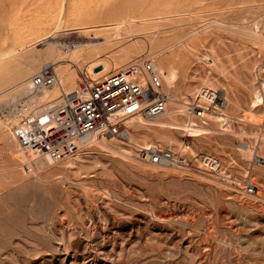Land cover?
Returning <instances> with one entry per match:
<instances>
[{
    "label": "rangeland",
    "instance_id": "rangeland-1",
    "mask_svg": "<svg viewBox=\"0 0 264 264\" xmlns=\"http://www.w3.org/2000/svg\"><path fill=\"white\" fill-rule=\"evenodd\" d=\"M37 1L0 0V54L12 51L21 38L26 41L19 54L0 59V93L52 64V48L66 54L46 40L33 41L37 34L26 30L48 10L69 11L72 0ZM79 1L78 7H99L100 20H111L137 0ZM145 3V11L154 4L182 15L173 17L176 25L167 19L151 20L148 28L135 23L142 30L138 35L122 29L121 40L100 43L96 50L109 54L98 59L110 67L106 74L140 56L158 63L161 56L172 55L178 72L176 92L193 101L207 78L230 98L223 108L230 127H220L214 117L218 113H211L209 132L198 137L185 130L174 132L191 148L153 139L185 154L186 166L148 162L139 157V147L127 144L132 154L124 156L94 141L79 152L78 168L63 169L75 155L59 162L50 158L53 167L42 168L36 154L20 152L7 125L19 93L29 92L13 87L0 95V264H264V102L254 113L248 109L255 90L261 89L264 99V0ZM56 38L55 44L82 39L70 31ZM135 43L140 44L130 57H123ZM87 58L76 69L79 83L106 75L95 73ZM128 119L129 131L135 132ZM116 138L112 141L120 143ZM201 153L219 156L228 180L198 167ZM249 179L259 186L258 193L243 189Z\"/></svg>",
    "mask_w": 264,
    "mask_h": 264
},
{
    "label": "built area",
    "instance_id": "built-area-1",
    "mask_svg": "<svg viewBox=\"0 0 264 264\" xmlns=\"http://www.w3.org/2000/svg\"><path fill=\"white\" fill-rule=\"evenodd\" d=\"M59 81L56 70L50 65L43 66L32 77V83L38 89L51 87ZM62 97L60 102L39 112L26 111L23 99L16 103L17 121L11 123V129L22 153L28 155L33 152L38 156L49 155L63 160L82 152L98 138L126 139L130 130L129 117L139 114L159 117L166 110L168 101L162 73L150 57L135 59L97 79H85ZM189 105L194 114L204 120L208 119V112L223 110L227 106V98L222 90L204 86ZM138 151L151 163L188 165L185 154L162 145L139 147ZM197 161L205 172L228 180L222 172L219 156L201 153ZM23 165L29 169L27 162ZM243 189L253 194L260 188L249 179Z\"/></svg>",
    "mask_w": 264,
    "mask_h": 264
},
{
    "label": "bare ground",
    "instance_id": "bare-ground-1",
    "mask_svg": "<svg viewBox=\"0 0 264 264\" xmlns=\"http://www.w3.org/2000/svg\"><path fill=\"white\" fill-rule=\"evenodd\" d=\"M32 1L38 3L37 0H32ZM81 2L82 1H79V0H72V4H71V5H73L72 7L69 3V5L71 7V8H69L70 10L67 12H65V11L64 12L61 11L59 13L55 12L56 13L55 17L52 16V13L53 14H55V13L54 12L50 13V10H48L46 12L45 17L40 16L37 19V22H35L36 26H34V27L29 26V28L26 30L29 32L28 35H31V32H32V34L33 33L37 34L36 37L33 38V41L39 42V41L46 40L45 43H47L49 45H56L58 48L60 46V48H62V50L66 53V54H64L62 52H58L56 49L52 48V51L50 50L51 54L53 55V60L51 62L52 64H45V65H50V66H53V64L56 65V67L59 70L57 74L59 76L60 81L58 83L52 85L51 87H45L42 89L35 88L33 83H32V77L34 75L33 74L30 77V79H23L22 81H19L16 85L9 88L10 90H12V89H14L13 87L23 86V88L25 90L29 91V92H27V94H22L23 92L19 93V94H21V98H19V100L23 99L25 101L24 106L26 108V111L39 112V111L47 108L48 106H50L54 103L60 102L63 99V97H62L63 94L69 93V92L73 91L75 88H77L80 84L77 81V77L80 78V76L78 75L76 69H80L78 67L81 64V60L85 58V61H86V58L88 56H91L94 59L95 58L97 59L96 61L90 60L91 62H89L88 58H87L88 62H86L87 64L92 65V69L94 70V72L98 73V74L103 73V75H104V73L106 74V72L108 70H110V67L108 65L104 64L103 62L98 61V59H100L104 56L109 57V54H107V53L101 54L100 53L101 50L99 52L98 50H96V48L99 45H102L100 43H103V45L104 44L109 45L116 39L121 40V38H122L121 33L122 32H120V31H122V29L127 30L128 33L130 32V35H138L139 32H141L142 30L140 31V29H137L138 27H137V25H135V23L140 22L141 24H147V25H145V27H147V26L150 27L149 23L151 20L155 21L156 19L157 20L158 19H167V20L171 21L170 25H171V23L176 25L175 23H178V22L175 21L173 19V17L182 15L181 14L182 12L177 10V9L173 10V9L167 8V7H166V9H164V8L160 9V8H157V6L154 4L151 5L149 10L145 11L144 10L145 5H146L145 0H137V1H134V3L130 0L129 2H130V4L132 2V4L131 5L127 4V6L124 5L122 10L118 14V17H116L115 19H111V20H108L105 18L100 20L99 14L101 12V9L99 7L94 6L92 8H90V7L85 8V9L80 8L77 5H80ZM46 8L50 9L49 5H47ZM60 10H62V9H60ZM0 17H1V19L4 18L3 15L1 14V12H0ZM141 24H140V26H141ZM134 25L137 28H135ZM141 28H143V26H141ZM98 29L106 30V32H102V31L98 32L97 31ZM64 31H70V32L78 33V36L82 37V39L78 40V42L68 41L64 44H62V43L61 44L60 43L55 44V41L58 40L56 38V34H60L61 32H64ZM148 31L150 32V29ZM191 31H193V30H191ZM35 32H37V33H35ZM127 32H125V33L128 34ZM194 34H195V32H194ZM123 38H125V37L123 36ZM99 39H102V41L98 42ZM70 43L73 45L69 46ZM139 44L135 43L132 45V47L126 48L123 51L122 56L123 57H130L131 50L135 49L134 47L139 46ZM25 47H26V41H25V39L21 38V42L19 41L16 44H14V49L13 50L11 49L12 51L4 53V54L1 53L3 55L0 54V59H2L4 56H8L11 54L15 55L19 49H23ZM18 54H19V52H18ZM18 54H17V56H18ZM85 55H88V56L84 57ZM171 56H169V57L161 56L158 63L155 62L157 67L161 71L162 77L165 81L164 90L168 93L167 107H166V110L164 111V113L161 115V116H163V118L155 120V121H149L148 119H146L145 116H143L141 114H139L137 116L129 117L128 121L134 123V125L136 126L135 132L129 131V135L127 137V140H122L120 138L118 139L116 137H101V138L96 139L95 141H97L102 147L110 148L113 151L119 152L124 156H129L130 154H132V150L129 147L124 146V144L133 145V146H137V147L150 148L151 146L156 144V143H153L154 138H163L165 140H169L172 142H178L180 145V148L184 147V146L186 148H189L190 146L183 143L180 139H178L175 136L174 132L176 130L177 131L178 130L179 131L185 130L187 132V135H191L194 137H198V136L210 131V127L208 126L209 124L207 123V119H204V120L199 119L194 114L193 110H191V107L189 105L190 101H188L187 99H184L185 97L183 95H182L183 96L182 97L180 94H178L176 92L177 91L176 86H177V80H178V72L176 69L175 60ZM140 58H145V57L140 56V57L134 58L133 60L140 59ZM211 59L209 58V60H211ZM133 60H130L129 62H131ZM129 62H127V63H129ZM127 63H125L124 65H126ZM215 63H216V61L213 60V62L211 61L210 64L213 65ZM45 65H43V66H45ZM124 65H122V66H124ZM122 66H120V67H122ZM215 66H217V65H215ZM100 67H101V69H98ZM120 67H118V68H120ZM70 68L73 71H71ZM118 68H115L114 70H117ZM54 69H55V67H54ZM74 69H75V71H74ZM114 70H112V71H114ZM220 70H223V69H220ZM37 72H39V70ZM92 79H97V77H95V78L92 77ZM203 83L206 87H209V88L214 87L212 85V83L208 82L207 78ZM263 84H264V82H263ZM202 87H204V86H202ZM9 89L7 88V90H9ZM24 89H23V91H24ZM260 90L259 89L255 90L256 93H255V95L253 94L254 99L253 100L251 99L252 102L249 105L250 108H248V109H250L249 111H251L253 113H254L253 110L258 108L260 106V104L264 102L263 95H262L263 93H261ZM5 91L1 92L0 95H4V94L9 92V91L5 92ZM224 94L226 95L227 104L229 105L228 102H230V101H228V100L230 98H228V94L226 92H224ZM196 95H197V93H196ZM196 95H195V97H196ZM19 100H17L16 103H18ZM32 100L36 104L35 103L33 104ZM36 101L39 102L40 104L37 103ZM235 101H236V98H235ZM232 102H234V101H232ZM16 103L13 104V107L10 109V111L6 117V120L8 121V122L6 121L7 125H9V130L11 132V135L14 138H15V136L13 135V132L11 129V123L13 124L17 121V114H16V111L14 110L16 108V106H15ZM201 104L206 105L203 102H201ZM35 105H39V106H35ZM211 113L212 114L218 113V114H216V116L214 115V117L217 118L216 120H218L219 125H221L220 127L225 128V130L230 127L229 115L227 114L225 109L223 110V112H215V111L208 112L207 115L211 114ZM161 116H159V117H161ZM195 116L200 121H198V119L196 120ZM156 118H158V117H156ZM115 138L118 139V142H120V143H117L116 140H115V142H113L112 140ZM158 145H160V144H158ZM22 154H24V153H22ZM30 154H28V155H30ZM181 155H183V154H181ZM46 156H47V158H46ZM75 156L78 158L76 159V157H74L73 160L71 159V160L67 161V163H65L64 167L62 165L64 171L67 172L68 170H73L74 168L79 167L80 162L78 159H79L80 153H78ZM42 157L43 156L37 155V162L42 168H48L52 164H54L55 162L60 161V160H56V159L52 158L49 155H44L45 158L44 157L42 158ZM139 157L141 159H143L140 154H139ZM50 158L52 160H54L55 162L51 163L52 160ZM198 158H199V156L196 158V160ZM143 160H145V159H143ZM185 164L182 166H185ZM51 167H53V166H51ZM83 167H85V164ZM198 167H199V165H198ZM58 169H60V168H58Z\"/></svg>",
    "mask_w": 264,
    "mask_h": 264
}]
</instances>
